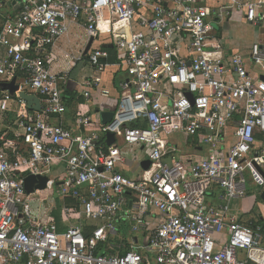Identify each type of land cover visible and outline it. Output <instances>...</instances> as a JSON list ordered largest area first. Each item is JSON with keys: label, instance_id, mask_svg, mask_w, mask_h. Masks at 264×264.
Segmentation results:
<instances>
[{"label": "built area", "instance_id": "2783aa9c", "mask_svg": "<svg viewBox=\"0 0 264 264\" xmlns=\"http://www.w3.org/2000/svg\"><path fill=\"white\" fill-rule=\"evenodd\" d=\"M6 1L0 264H264V210L242 223L230 208L246 197V173L264 184V0ZM234 13L262 30L245 54L226 53L215 31ZM74 24L101 42L77 60L100 73L109 44L126 75L110 122L84 133L51 122L67 109L52 48ZM12 80L14 92L3 88ZM179 134L204 153L190 157ZM30 174L47 177L43 190L26 192ZM213 187L218 204L207 202Z\"/></svg>", "mask_w": 264, "mask_h": 264}, {"label": "crops", "instance_id": "0c3cea01", "mask_svg": "<svg viewBox=\"0 0 264 264\" xmlns=\"http://www.w3.org/2000/svg\"><path fill=\"white\" fill-rule=\"evenodd\" d=\"M12 13H14L12 1H6L5 4L0 7V25L3 23L4 17ZM214 21L216 22V34L222 40L223 47L226 53L245 54L248 51V48L251 44L246 48H240L238 45H235L234 47L232 46V41H226L222 35L223 30L230 29L231 25L242 23L248 24L246 23V21H244L241 14L234 13V15H232L231 17H225L222 20ZM250 26L256 28L257 30L255 39V41H257L262 30L253 25ZM86 44L87 37L83 27L81 25L74 24L70 27L66 35L61 36L55 42L52 48L54 57L50 65L52 71L67 73V80L65 85L63 86V97L67 109L63 115L52 117L51 122L53 124H62L63 126L72 129L74 133H78L79 131L81 133H84L88 130L98 127V120L99 123H101V111H113L114 114L118 103V96L121 91L120 82L126 76L125 72L115 65L118 62V57L113 47H109V56L107 58V61L105 59V61L108 63V66L104 71L100 73L93 70L94 68L88 64L86 57L81 60H77L76 58L78 57V55L84 52ZM100 44V41L91 43V45L93 46ZM108 46L109 44L107 45V47ZM112 57L114 58L113 61H111V59H113ZM75 69H78L79 72L75 76H72V73ZM93 78L99 80L98 86L92 88L85 87L84 82L86 80H92ZM84 90H88L90 92V96L88 99H85L83 97ZM102 91H106L107 94H103ZM78 116H89L96 119V122L87 127L83 126L81 128H78L76 124V119ZM173 140L180 144L182 147H185L190 157L199 158L200 155L204 153V148L196 145V141L193 139H187L183 135L179 134L175 135L173 137ZM124 173L126 174V172ZM249 184L250 185H248V187H260V192L258 195V197H260V194L264 190V187L261 188V186L256 185L252 179L249 181ZM248 190L250 191L252 190V188H249ZM220 193H222L221 189L213 187L210 192V196L207 198V202L210 204H218L217 197ZM240 201H242V198L232 200L230 203V208L232 213L237 216L238 220L242 223H248L252 220H255V218H257V216L259 215L260 210H264V200L261 197V205L259 206L260 203L258 202V211L256 212L252 211L246 206H241ZM53 214L54 216L58 215L60 220V213L58 209H55ZM59 228L60 230H63L64 228L61 220L59 223Z\"/></svg>", "mask_w": 264, "mask_h": 264}, {"label": "rangeland", "instance_id": "374dc122", "mask_svg": "<svg viewBox=\"0 0 264 264\" xmlns=\"http://www.w3.org/2000/svg\"><path fill=\"white\" fill-rule=\"evenodd\" d=\"M223 38L233 44L232 46L235 47V45H238L240 48H246L248 45L252 44V42L255 41L256 35H257V30L256 28L242 23V24H234L230 26V29H225L223 30ZM87 69V68H86ZM94 70V69H93ZM88 71V70H87ZM78 69H75L74 72L72 73V76H75L78 73ZM94 73V72H93ZM246 178H247V187L249 184V181L252 179L246 173ZM264 182V181H263ZM261 188L264 187V184L261 183ZM249 188H252V190H248ZM260 188V187H259ZM259 188L256 187H248L246 191V198H242V201H240L241 206H246L247 208H250L252 211L256 212L258 211V202L260 203V197L259 195ZM40 197H44V193L39 194ZM261 203L259 204V206ZM261 209V208H260ZM263 210V209H261ZM260 210V211H261Z\"/></svg>", "mask_w": 264, "mask_h": 264}, {"label": "water", "instance_id": "95a60500", "mask_svg": "<svg viewBox=\"0 0 264 264\" xmlns=\"http://www.w3.org/2000/svg\"><path fill=\"white\" fill-rule=\"evenodd\" d=\"M91 43H92V39L88 41L85 47L84 53L88 51L89 47L91 46ZM108 47H112V45H109ZM14 81L15 80H12L10 83L3 84V88L8 89L10 92L16 91L18 89V86L14 83ZM18 95L20 98H22L26 102L27 106L30 109L37 110V111L40 110V101L36 96L32 94H26L24 92H20ZM112 117H113V111H101L100 112V121L102 124H106L110 122ZM113 140H114L113 134L107 133L106 142L109 144L113 142ZM142 166L144 168H148L149 162L143 161ZM46 181H47V177L45 176L30 174V175H27L23 179V185H24L26 192L29 193V192H32L34 188L43 190L46 186ZM260 197L264 200V190L261 192Z\"/></svg>", "mask_w": 264, "mask_h": 264}, {"label": "trees", "instance_id": "16d2710c", "mask_svg": "<svg viewBox=\"0 0 264 264\" xmlns=\"http://www.w3.org/2000/svg\"><path fill=\"white\" fill-rule=\"evenodd\" d=\"M106 48H107V50H109L110 51V49H109V47H107L106 46ZM113 58V57H112ZM109 60V59H108ZM114 60V58L113 59H111V61H113ZM106 61H107V59H106ZM55 220H56V223L59 225V223H60V220H59V216L57 215V216H55Z\"/></svg>", "mask_w": 264, "mask_h": 264}]
</instances>
